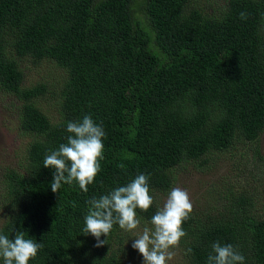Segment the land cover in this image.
Wrapping results in <instances>:
<instances>
[{"label":"trees","instance_id":"trees-1","mask_svg":"<svg viewBox=\"0 0 264 264\" xmlns=\"http://www.w3.org/2000/svg\"><path fill=\"white\" fill-rule=\"evenodd\" d=\"M220 1L0 0V94L13 98L18 135L28 138L23 156L0 169V234L14 239L13 227L43 244L28 264H139L131 244L151 226L157 193L174 188L176 168L201 170L239 144L261 158L264 0ZM44 61L59 75L27 84V71ZM84 115L106 134L101 170L87 192L75 183L53 192L45 155ZM233 162L236 171L182 223L186 235L170 250L185 264H206L217 241L244 264H264V208ZM141 173L153 204L136 210L140 225H114L94 247L82 234L87 202Z\"/></svg>","mask_w":264,"mask_h":264},{"label":"clouds","instance_id":"clouds-1","mask_svg":"<svg viewBox=\"0 0 264 264\" xmlns=\"http://www.w3.org/2000/svg\"><path fill=\"white\" fill-rule=\"evenodd\" d=\"M240 18L246 19L247 13L241 12ZM66 142L56 150L45 155L43 166L53 169L51 190L58 192L62 184H78L83 192L94 182L101 170L103 156V138L105 131L102 123H96L90 115H84L79 121H69L66 125ZM121 169L123 164L118 165ZM149 176L138 174L124 186H118L99 198H91L87 203L88 212L84 217L83 235L95 238L94 247L106 243L114 225L124 231L138 228L140 220L136 210L147 211L153 204L149 194ZM193 205L186 190L174 187L165 201L158 206L150 219V227H144L133 240L131 247L143 257L142 264H166L174 256L170 249L178 247L186 232L182 223L189 219ZM15 231L14 239L0 234V260L2 264H28L36 257L43 244L26 237L22 230ZM105 239H101V236ZM192 249H187L191 253ZM245 257L232 244L214 242L207 256L206 264H244Z\"/></svg>","mask_w":264,"mask_h":264},{"label":"rangeland","instance_id":"rangeland-1","mask_svg":"<svg viewBox=\"0 0 264 264\" xmlns=\"http://www.w3.org/2000/svg\"><path fill=\"white\" fill-rule=\"evenodd\" d=\"M217 2L221 3L220 0H217ZM59 73L60 70L53 63L44 61L37 67H30L26 73L28 77L25 81L30 85L34 79L42 77V75L47 76L50 81H54V78L57 77L56 74L59 75ZM46 99V102L52 101L49 98ZM11 100H13L12 97L0 94V169L8 163H16L17 157L23 156L24 145L28 141V138H22L18 135V124L15 122V118L13 120L14 114H12L15 113V106L9 107ZM259 137L258 149L261 158L254 157L250 144L248 146L239 144L228 152L216 153L215 158L209 162L210 165L208 167L204 166L201 170L189 163L176 168L175 176L177 179L174 187L186 190L193 207L197 208L199 204L204 202L211 187L214 188V185L218 184L222 175L236 171L233 161L237 160L238 169L240 168L245 173H249L244 177L246 180H242V182L249 184L251 191L256 196L259 207L263 206V209L264 195H261V190L264 181V131ZM170 190L157 193V206L163 204ZM0 212L2 211L0 210ZM142 262L139 264H142ZM175 262L185 264V259L182 256L180 257L179 254L177 255L176 252L167 263L174 264Z\"/></svg>","mask_w":264,"mask_h":264}]
</instances>
